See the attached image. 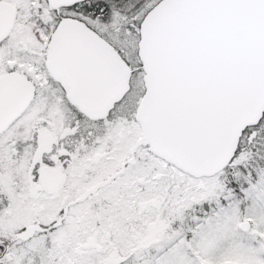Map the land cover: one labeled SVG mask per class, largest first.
Here are the masks:
<instances>
[{"label":"snow or ice","instance_id":"1","mask_svg":"<svg viewBox=\"0 0 264 264\" xmlns=\"http://www.w3.org/2000/svg\"><path fill=\"white\" fill-rule=\"evenodd\" d=\"M0 264H264V0H0Z\"/></svg>","mask_w":264,"mask_h":264}]
</instances>
